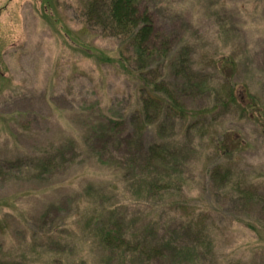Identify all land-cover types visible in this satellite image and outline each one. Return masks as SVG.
Segmentation results:
<instances>
[{
	"label": "rangeland",
	"instance_id": "1",
	"mask_svg": "<svg viewBox=\"0 0 264 264\" xmlns=\"http://www.w3.org/2000/svg\"><path fill=\"white\" fill-rule=\"evenodd\" d=\"M87 1L0 0V164L64 156L57 173L0 176V220L7 223L0 250H16L15 240L28 244L37 237L38 230L24 226L48 208L45 229L68 227L59 231L69 236L67 249L53 257L24 246V264H52V258L56 264H100L102 253L89 244V234L74 232L83 206L73 201L88 182L108 185L112 178L81 144L91 122L105 116L130 121L146 98L136 76L129 79L90 58L98 50L113 54L119 42L86 21ZM148 1L156 27L176 36L171 59L184 51L191 78L186 90L169 66L159 76L145 75L148 81L165 79L184 116L150 111L153 124L142 140L177 149L182 183L173 198L128 203L127 216L155 219L159 231L174 229L179 214L164 207L179 200L201 215L208 237L201 245L184 236L183 247L196 256L183 264H264V212L257 204L264 199V0ZM106 152L115 153L110 146ZM216 165L229 172L226 184L211 180ZM242 192L249 194L243 199ZM120 260L118 252L110 264Z\"/></svg>",
	"mask_w": 264,
	"mask_h": 264
},
{
	"label": "trees",
	"instance_id": "2",
	"mask_svg": "<svg viewBox=\"0 0 264 264\" xmlns=\"http://www.w3.org/2000/svg\"><path fill=\"white\" fill-rule=\"evenodd\" d=\"M149 2L88 0L82 10L88 23H92L119 42L113 54L98 50L93 51L92 55L90 53V58L97 65L110 67L129 79L136 76L145 88L142 90L146 95L140 102L141 114L136 108L130 121L127 118L115 119L107 116L93 121L88 130L89 139L81 144L82 148L86 147L91 158L106 169L108 177L112 178L108 180V185L88 182L74 197L75 201L73 197L69 198L74 204L77 202L78 206H83L79 220L73 226L74 232L89 234V244L95 245L102 253L99 257L100 264H110L111 256L118 252L122 264H160L168 261L179 264L180 260L183 261L181 264L193 262L195 252L190 247H183L184 236L198 240L201 245L205 240L208 242V237L204 236V219L201 215H195L189 206L180 204L179 200L171 201L172 203L164 207L179 214L181 224L174 229L172 226L167 229L164 226L165 229L159 231L155 219L128 217L126 212L128 203L141 205L159 197L162 201L166 197L173 198V193L180 190L179 184L182 183V163L177 157V149L166 143L144 144L142 140L144 132L153 124L151 112L166 118L172 117L171 119L178 115L184 116L179 101L168 91L165 79L161 76L157 77L160 78L159 81L157 78L148 81L145 75L159 76V71L163 72L169 66L184 81L190 83L191 78L184 51H180L178 57L171 59L176 36H169L156 27ZM186 81L183 88L187 90L189 84ZM76 143L78 145L80 141ZM109 146L114 150V154L106 152ZM59 148L63 149L64 146ZM222 152L217 148L214 150L217 155L223 154ZM62 154L60 153L59 157L44 154L42 157L5 162L0 164V176L9 175L13 171L33 169L39 176L60 172L64 169ZM214 167L210 172L211 180L226 184L229 172L224 170L222 165ZM243 194L249 193H241L244 199L246 196ZM249 199L251 200V197L246 198ZM258 202V207L264 212V199ZM62 204L63 202H60V205ZM48 209L42 212L38 221L29 222L24 226L26 232L38 230L37 237L31 235L28 244L15 240L14 248L19 252L1 249L0 264L27 262L26 253L22 251L24 246L31 254L41 249L40 252L53 254V257L57 252L67 249L69 236H63L59 231L68 227L44 228L51 214V209ZM6 225V220L1 219L2 236L6 235ZM49 261L52 264L58 262L55 258Z\"/></svg>",
	"mask_w": 264,
	"mask_h": 264
}]
</instances>
